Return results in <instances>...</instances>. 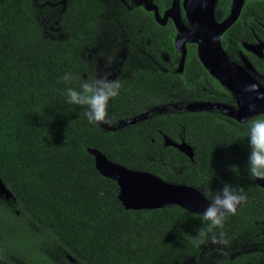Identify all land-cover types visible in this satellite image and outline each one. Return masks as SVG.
Wrapping results in <instances>:
<instances>
[{"label":"trees","instance_id":"trees-1","mask_svg":"<svg viewBox=\"0 0 264 264\" xmlns=\"http://www.w3.org/2000/svg\"><path fill=\"white\" fill-rule=\"evenodd\" d=\"M33 1L45 0L0 1V179L12 194L0 196V264H183L199 257L202 245L184 237L206 229L198 213L177 204L126 208L116 181L97 170L89 149L127 168L200 188L206 197L214 180L243 186L248 200L223 228L229 244L248 233L253 221L264 220V189L247 173L246 133L223 130L205 111L170 112L106 130L90 124L83 107L67 104L61 77L71 72L85 79L83 51L100 32L103 5L65 0L58 22L64 37L50 38ZM232 32L249 37L242 27ZM191 76L187 70L132 69L117 78L122 88L109 101L110 112L123 114L157 93L160 102L175 86L188 87ZM161 132L195 140L194 161L164 145ZM223 140L233 151L216 148ZM239 260L223 264H243Z\"/></svg>","mask_w":264,"mask_h":264},{"label":"rangeland","instance_id":"rangeland-1","mask_svg":"<svg viewBox=\"0 0 264 264\" xmlns=\"http://www.w3.org/2000/svg\"><path fill=\"white\" fill-rule=\"evenodd\" d=\"M103 1L106 3V9L103 13L102 33L95 44L86 47L83 51V57L88 64V73L86 74L85 79L93 75H104L105 73H109V79L116 80L121 76L127 75L133 66L140 68L141 66L144 67L152 64V66L158 67L161 57L159 58V53H156L155 50H151L150 45H148V42L146 41L149 36L143 37L142 33V31L147 27L140 28V24L149 26V24L152 25L154 19L159 23V21L163 22L165 18H159V14H157L155 10L153 13H150L153 10L151 7H148L150 6L149 3L144 2L143 0H129L130 2L126 3L124 7H121L120 4L116 2V0ZM227 1L228 0H219L218 2L223 7L224 3H227ZM60 3H63V1L56 0L54 3L48 2L46 6H35L37 17L44 29V34L50 38L64 37L63 31L57 24L58 14L62 10V5H59ZM188 8L189 5H187L186 11H188ZM241 10L242 7L239 10V14L241 13ZM170 13L177 17L176 20L180 18L176 8L170 11ZM202 17L203 14L197 16L193 21H183L184 24L181 25V27L188 31V34L178 32L173 34L174 38L172 40H167L168 37L163 38V40H166L165 42H169L168 51L165 50L164 43L162 45V57L165 59V67L168 66L167 63L169 59L171 60L173 58L174 50L177 49L179 52L181 51L180 53H182L180 54L178 60L179 63L181 62V56L183 55L184 57L186 53V44L188 42H196L195 36L197 35L196 32L199 29V24L197 22ZM137 19L140 21H137ZM131 20L134 21V25H130L128 27L127 22L129 23ZM232 22H234V20L229 19L225 21V24L222 23L220 26H212L211 30L206 27V31H203L205 33L204 38L208 39L213 37V39L219 41L220 32ZM175 23L176 25L180 26V23L178 24L176 21ZM208 23L210 25L213 22L210 20ZM193 24H195V28L193 27ZM141 29L142 31H140ZM161 30L164 31L163 29ZM161 30L160 33L162 34L163 32H161ZM139 37L143 39L142 42H139ZM222 38L223 34L220 35L221 49L225 55L227 53L229 56H231L227 48L224 46ZM156 44L159 48V38L156 40ZM196 48H198V45H196ZM175 53L177 54L175 57L178 58V53L176 51ZM199 55V62L202 60L201 64L207 69V71L199 66L200 63H193L194 59H192L190 56V65H192V67L193 65H195V67L199 66L201 71H195L193 67V77L190 78V80H186V83L190 85L189 88H185L183 85L175 86L173 88V91L168 96L173 97L171 104H161L159 107H156V111L151 109L154 107L152 105H140L139 109H131L123 116L111 114L108 109L109 117L112 119V123H101L100 125L106 130H115L127 124L137 123L148 119L154 113L169 111V109L176 108V105L185 106L188 103L190 105L194 102L208 103L209 101H216L211 100L209 98L210 95H207L206 93L209 90H214L211 86H219L224 88L223 84H225V88L232 91L233 97H235L236 93L234 90H237L236 82L238 84L243 83L240 85L243 86L245 78L248 77L247 79L250 80L252 75L254 76H252L253 80L256 79L255 81H258L257 83H259L260 86H264L263 81H261V79H264V76L260 69L257 72V68L253 69L251 66L252 70L249 71L243 66V63L237 62L235 60L233 61L227 55L223 56L222 52L217 51L216 48H208L206 50L207 59L202 54ZM248 59L251 64L255 65L256 61L252 57H248ZM207 61H209V64H207ZM182 64H187V56L183 60ZM262 68L264 73V65ZM248 72H250V74L251 72L254 74L250 75ZM210 75H212V77ZM201 79H203L206 83H200L199 81ZM242 79L244 80L241 82ZM227 95L228 92H224L219 96L224 98ZM194 96H199L201 98L197 99L198 101H193L191 97ZM234 101L232 98H230L229 101L225 100L223 105H229V107L231 106L232 109H235L236 107H234ZM256 232H259L258 235H260L258 239ZM219 247L220 246L211 244V242L209 244L202 245L199 257L197 259L189 258L183 264H209L218 258L232 259L233 257L241 254H253L255 257L259 255L262 258L260 262H264V223H261L260 227L259 225L256 226L254 228V232L252 231V233L245 234L244 236L234 240L230 246L225 248L224 253H221L218 250Z\"/></svg>","mask_w":264,"mask_h":264},{"label":"flooded vegetation","instance_id":"flooded-vegetation-1","mask_svg":"<svg viewBox=\"0 0 264 264\" xmlns=\"http://www.w3.org/2000/svg\"><path fill=\"white\" fill-rule=\"evenodd\" d=\"M55 1L56 0H45L43 2L33 1L34 2V8L36 5H41V6L45 5L46 6L48 2L54 3ZM62 1H63V3H60L59 5H62V9H63V6L66 3V1L65 0H62ZM99 1L103 5V9H104L103 13H104L105 9H106V3H104L103 0H99ZM143 1L149 3L150 6H148V7H151V9L153 10L150 13H153L155 10L156 13L159 14V18H163V17L165 18L163 22L159 21V23L154 19L153 20L154 22L152 23V25L149 24V26H146L145 24H140V26H141L140 28L147 27L143 31H142V29L140 31H142L143 37L149 36V38L146 41L148 42V45H150L151 50L153 49L156 51V53H159V58L161 57V60L159 61L158 67L152 66V64L148 65V66H144V67L141 66L140 68L133 66L130 69V71L132 69H149L151 71L184 73L187 70V71H190L192 74L193 73V67H194L195 71L196 70L198 71V70H200L199 66L204 68L207 71V69L201 64L202 61L200 60V62H199V58H200L199 54L203 55V53L207 50L206 46L201 44V42H202L201 40L205 36V33L203 31L204 30L206 31V27H208V29L210 30V29H212V26H214V25L220 26L222 23L225 24V21L230 19V20H234V22H232L229 26L225 25L227 27L224 26L225 28L219 34V39H220V35L223 34V38H222L223 44L227 48V50L231 56H229L227 53H226V55L233 61L235 60L237 62L243 63V66L249 71L252 70L251 66L253 69L257 68L256 69L257 72L260 69V71L262 72V74L264 76V73L262 71L263 70L262 67L264 65V0H228L227 3H224L223 7L219 4V2H218L219 0H143ZM143 1H141V2H143ZM116 2H118L121 7H124L126 5V3H129L130 1L129 0H116ZM204 3H206V5H207V9H204L205 10L204 14H206V15L203 14V17L200 18V20H199L200 22H198L199 29L197 30V32H196L197 35L195 36L196 42H188L186 44V51H185L186 53H185L184 57H183V55L181 56V62H179V63H178V60H179L180 54H182V53H180L181 51L179 52L177 49L174 50L173 58L171 60L169 59V61L167 63L168 66L165 67L164 66L165 59L162 57V55H163L162 45L164 43L165 50L168 51L169 42H165L166 40H163V38L168 37L167 40H172L174 38L173 34L178 33V32L183 33V34H188V31H186L183 27H181V25L184 24L183 21L187 20V22H190V17L187 15L188 11L186 12L187 5L195 6L196 4L202 5ZM112 4H114V3H112ZM241 7H242V10H241V13L239 14V10ZM174 8H176L177 13L180 17L178 20H176L177 17L175 15L170 13V11H172ZM147 9H149V8H147ZM125 10H124V14H125ZM208 10H210V11H208ZM250 11H251V13H248ZM35 13H36V8H35ZM103 13L101 14L100 17H98L99 21L97 22V24L99 25L100 32H99V34H97L95 36V39L91 43V45L95 44V42L97 41V39L99 38V36L102 33L101 31H102V25H103ZM215 14H216V16H215ZM226 14H227V16H226ZM59 15H60V13L58 14L57 24H59L58 22L60 21ZM36 17H37V14H36ZM210 20H212L213 23H211L209 25L208 21H210ZM137 21H140V20L137 19ZM175 21L178 22V24L180 23V26L176 25ZM203 22H207L208 24H204ZM127 24H128L127 25L128 27L130 25H134V21L131 20V22H129V23L127 22ZM58 26L61 28L60 25H58ZM193 27L195 28V25H193ZM237 27L244 28L247 31V35L249 37L238 39L236 37V35L232 32ZM181 28H182V30H181ZM161 29H163L164 31H162ZM61 30H62V28H61ZM160 30H161V32H163L162 34L160 33ZM43 32H44V29H43ZM158 38H159V48L157 47V44H156V40ZM142 41H143V39L140 38L139 42H142ZM91 45H89V46H91ZM196 45H198V48H196ZM178 48H179V46H178ZM157 50H159V51H157ZM175 51L178 53V58L175 57V55L177 56ZM186 56H187V64L183 65L182 62ZM190 56L192 59H194L193 63H196V64L200 63L198 67H195V65H193V67H192V65H190V63H189ZM248 57L249 58L252 57L256 61L255 65L251 64ZM248 73L250 74V72H248ZM252 74H254V73L251 72L250 75H252ZM210 76L212 77V75H210ZM252 76H251L250 80L247 79L248 77L245 78V82H244L243 86H240L243 83L238 84L236 82L237 90H234V92L236 93L235 97H233L232 91L225 88V84H223L224 88L219 87V86L213 87L210 85L214 90L213 91L209 90L208 92H206L207 95H210L209 98L211 100H216L219 102H216V101H209L208 103L194 102L193 104L191 103L190 105L188 103L185 106L176 105V108L169 109V111H161L158 113H154L152 116H159V115L167 114L170 112H172V113H175V112L183 113L185 111H192V112L205 111L207 114L211 115L210 117H212L213 119L220 122L223 130L228 128L229 130H232L234 132H241L242 134L246 133L247 128H246V124L244 123L246 120H248L250 117H252L254 115L264 116V98H258V94L256 92L245 91L246 85L254 84V83L259 85V83H257L258 81L256 82L255 78H254L255 80H253ZM192 77L193 76H191L187 79L190 80V78H192ZM261 81H263V83H264V79H261ZM199 82L200 83H206L203 79H201ZM189 87H190V85L188 84V87H185V88H189ZM259 91H260V93H264V86H260ZM224 92H228V95L225 96L224 98H221L219 95H222ZM196 94H197V92H196ZM196 97H198V98H196ZM191 98L193 101H198L197 99H199L201 97L194 96ZM230 98H232L233 101L235 100L234 101V107H236L235 109H232L231 106L229 107V105H223L224 104L223 102L225 100L229 101ZM172 99H173V97H167L164 100H161L159 102V93H157L154 100H149V99H147V97H144L141 100H138L137 104H133L131 109H139L140 105H142V106L152 105L154 107L151 109H154L156 111L157 110L156 107H159V105H161V104H171ZM252 104H254L256 106L255 111L249 110V105H252ZM108 109H109V107H108ZM131 109H129V110H131ZM129 110L125 111V113H127ZM109 112H110V109H109ZM125 113L117 114V115L123 116V115H125ZM111 114H114V113H111ZM152 116H150L149 118H151ZM194 128H195V126H194ZM161 135H162L163 143H164V137H168L171 141H174L176 143L184 141L186 144H188L191 148V150H190L191 155H187V154H185V155L188 156L190 160L194 161L193 158H194V154H195L196 147H197V145L195 144V140H193L192 143H189L184 139V137L182 135L178 136V138L176 140L170 138L169 136H167L166 134H164L162 132H161ZM168 145H171V144H168ZM216 148L222 150L223 152L233 151L232 150L233 149L232 144L228 143L226 140H223L220 143H217ZM214 182L216 183V186H214L210 189L211 194L209 197H207L208 199L211 197L212 194H214V191H216L217 189L222 187L219 184V182H217L215 180H214ZM254 182H255L257 187L264 189V180H254ZM200 190L203 192L202 189H200ZM118 192H119V188H118ZM261 223H264V220L253 221V224L251 226V230L248 233L246 232L245 234L252 233V231L254 232V228L258 225L260 227ZM245 234H243L242 236H244ZM256 234H257V239H258L260 237V235H258L259 232H256ZM240 237H238V238H240ZM232 242L228 246H230L232 244ZM228 246H226V247H228ZM245 255L246 254H241V255L233 257L232 259H235L236 257H240L241 260H239V262L242 261L243 264H256L255 261H252L253 259H255L254 255H252V259L250 258L248 260V262H247L248 257L245 259H242V257ZM232 259L218 258L216 260H213L209 264H223L226 260H232ZM70 261H72V259H70ZM263 263L264 262H260L258 264H263Z\"/></svg>","mask_w":264,"mask_h":264},{"label":"clouds","instance_id":"clouds-1","mask_svg":"<svg viewBox=\"0 0 264 264\" xmlns=\"http://www.w3.org/2000/svg\"><path fill=\"white\" fill-rule=\"evenodd\" d=\"M109 76V73H105L78 79L71 72H66L61 77L66 85L62 95L66 97L67 104L83 107L84 115L90 124L112 123L108 113L109 101L119 96L122 84L118 79H109ZM259 87L255 83L249 84L245 86V91L256 92L258 98H264V93H260ZM255 107L254 104L249 105V110L255 111ZM244 123L249 145L247 173L252 180H264V116L254 115ZM237 170L238 168L233 167V171ZM247 200L248 196L243 186L236 187L231 183H224L221 188L214 191L209 198L208 206L199 213L201 222L207 226L206 229H198L196 235L184 233V237L199 247L208 241L209 233H215L211 236L210 242L220 246L218 250L224 253L229 244L223 231L225 221L229 216L235 215L238 207Z\"/></svg>","mask_w":264,"mask_h":264},{"label":"water","instance_id":"water-1","mask_svg":"<svg viewBox=\"0 0 264 264\" xmlns=\"http://www.w3.org/2000/svg\"><path fill=\"white\" fill-rule=\"evenodd\" d=\"M204 9H207L206 3L202 5L196 4L195 6L189 5V13L186 12L190 20L193 21L197 16L204 14ZM203 23L208 24L207 22ZM201 41V44L205 45L207 49L216 48L217 51L222 52L223 56H226L221 49L220 39L218 41L212 37L208 39L203 38ZM203 56L207 59L206 51L203 53ZM207 64H209V61H207ZM243 80L244 79H242L241 82ZM164 144H171L184 154L191 155V148L184 141L176 143L171 141L168 137H164ZM89 152L94 156L97 170L102 175L116 181L119 188L118 197L126 208H158L177 204L193 213L199 214L202 213L210 203L205 194L197 187L167 182L150 172L127 168L126 166L107 159V157L96 149H89ZM0 196L5 199H9L12 196L1 179Z\"/></svg>","mask_w":264,"mask_h":264}]
</instances>
